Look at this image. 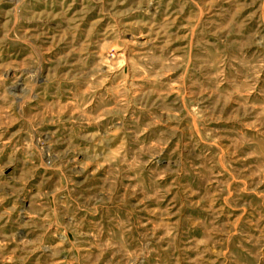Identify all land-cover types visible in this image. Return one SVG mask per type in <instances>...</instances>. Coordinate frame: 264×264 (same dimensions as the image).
Masks as SVG:
<instances>
[{"label": "rangeland", "instance_id": "1", "mask_svg": "<svg viewBox=\"0 0 264 264\" xmlns=\"http://www.w3.org/2000/svg\"><path fill=\"white\" fill-rule=\"evenodd\" d=\"M0 264H264V0H0Z\"/></svg>", "mask_w": 264, "mask_h": 264}]
</instances>
